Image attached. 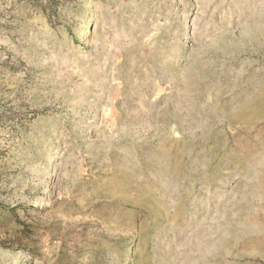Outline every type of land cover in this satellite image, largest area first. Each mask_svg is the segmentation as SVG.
I'll return each mask as SVG.
<instances>
[{"label": "rangeland", "instance_id": "1", "mask_svg": "<svg viewBox=\"0 0 264 264\" xmlns=\"http://www.w3.org/2000/svg\"><path fill=\"white\" fill-rule=\"evenodd\" d=\"M0 264H264V0H0Z\"/></svg>", "mask_w": 264, "mask_h": 264}]
</instances>
